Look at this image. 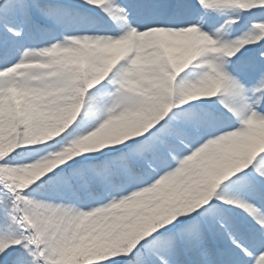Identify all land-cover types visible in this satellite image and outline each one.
<instances>
[{"label":"snow or ice","instance_id":"obj_1","mask_svg":"<svg viewBox=\"0 0 264 264\" xmlns=\"http://www.w3.org/2000/svg\"><path fill=\"white\" fill-rule=\"evenodd\" d=\"M0 264H264V0H0Z\"/></svg>","mask_w":264,"mask_h":264}]
</instances>
